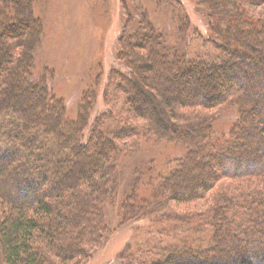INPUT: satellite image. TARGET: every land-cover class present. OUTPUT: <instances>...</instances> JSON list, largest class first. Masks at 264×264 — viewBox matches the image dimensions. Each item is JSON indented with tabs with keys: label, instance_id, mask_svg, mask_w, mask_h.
<instances>
[{
	"label": "trees",
	"instance_id": "16d2710c",
	"mask_svg": "<svg viewBox=\"0 0 264 264\" xmlns=\"http://www.w3.org/2000/svg\"><path fill=\"white\" fill-rule=\"evenodd\" d=\"M213 1L215 8L231 0ZM34 12V0H0V264H84L94 254L108 229L105 205L114 197L121 157L129 152L126 142L117 140L129 137L124 136L128 130L139 131L144 140L176 142L185 131L190 146L183 143L187 152L171 155L175 159L155 175L144 163L128 166L137 176L121 202L124 223L155 217L151 222H163L166 233L159 232L149 243L127 241L117 255L119 264H264V97L253 95L264 88V54L253 48L262 66L256 75L248 70L251 60L239 53L258 40L254 32L263 43L264 17L231 13L236 24L231 26L228 18L214 26L219 52L190 57L185 47L169 43L147 15L134 23L128 14L114 66L118 70L112 71L120 80L114 78L112 87L117 82L127 100L114 116L122 129L113 139L116 120L108 116V87L103 88L110 78L103 73L98 92L86 91L76 113L69 110L50 92L53 72L36 67L45 27ZM211 12L212 17L218 14ZM221 27L226 30L225 43H220ZM143 41L144 48L139 47ZM151 58L159 59L158 79L169 74L170 65L177 68L165 87L151 86L144 77L146 87L138 82L147 65L143 63ZM186 72L196 76L175 90L173 82ZM199 75L216 81L201 84ZM243 85L247 91L241 90ZM23 88L27 94L20 91ZM160 96L166 102L163 112L156 99ZM110 97L118 101L120 96L116 92ZM99 99L103 104L97 106ZM219 107H225L224 112L238 110L230 135L213 134L218 118L213 111ZM101 114L107 116V133ZM133 116L146 125H131ZM188 166L192 172L184 175ZM143 170L151 182L158 181L152 195L138 193ZM252 178L261 186L209 192L223 181H238L242 187L241 182ZM207 195L215 203L210 210L174 215L179 225L169 230L172 201L186 206ZM183 228L189 231L180 233Z\"/></svg>",
	"mask_w": 264,
	"mask_h": 264
},
{
	"label": "rangeland",
	"instance_id": "374dc122",
	"mask_svg": "<svg viewBox=\"0 0 264 264\" xmlns=\"http://www.w3.org/2000/svg\"><path fill=\"white\" fill-rule=\"evenodd\" d=\"M207 1L209 0H34V15L39 21L41 20L44 23L45 27L42 43L37 50L38 60L36 67L39 70L50 69L49 71L53 72L51 86L53 90H50V92H53L59 98L63 99L67 108L74 113L78 110L80 102H83L86 91H92L94 94L98 92L100 89L99 81L104 73L105 79L110 78L109 84H107L108 82L106 85L103 84V88L108 87L107 103L110 112L108 116H111L115 121L114 116H118L123 104L127 100L122 93V89L117 88V82L114 84V88L112 87V80L114 78L119 80L116 75L112 74V71L114 69L118 70L114 66L117 63V52L120 46H122L120 44V36L126 32L124 25L128 19V14L133 16V22L134 20L142 19L143 14L147 15L148 21L150 20L159 30V33L161 32L169 39V43L180 47V49L185 47L187 53H190V57L193 55L210 56L219 52L218 45L215 43L214 33L216 30L214 26L218 27L228 18L230 19L231 26L236 24L234 21L235 18L229 16L231 13L235 16L236 13H241L243 16L260 15L264 17V0H237L236 2L231 0L228 2L230 5L220 1L221 5H216L215 8L213 7V0L210 2L213 4L212 8L207 6ZM231 5L233 6L232 11ZM214 9L218 14L215 13V16L212 17L213 12L211 10ZM214 19H217V22L213 21ZM23 27L27 26L24 25ZM224 27L220 29L222 35L220 36V43H225L223 40L226 36ZM150 33L152 32L150 31ZM252 36H256L259 40L258 37L260 35L258 33L254 32ZM258 40H252L251 42L249 39L248 41L251 42L250 47L243 46L242 51L239 52L245 57V60H251L248 70L252 73L262 70V66L257 62L253 51V48H257L259 53L262 52L264 54V41L262 43L258 42ZM146 43L143 41L139 47L144 48ZM170 57L169 60L171 59ZM143 64L147 65L143 67L144 73H141L143 76H137L139 78L138 82L142 84L144 77L151 86H155L156 88H160V86L165 87L167 77L169 76L170 80L177 70L176 67L170 65L169 74L164 73L163 77L158 79L160 76L158 78L156 77L157 70H161L159 67V59L151 58ZM150 69L152 73L149 72ZM142 85L146 87L144 84ZM233 86L234 89L238 88L237 90H240L239 84H234ZM247 86L249 85L247 84ZM247 86H241V90L247 91ZM123 89H126L125 85ZM259 89L253 95L264 97V88ZM20 91L27 94L26 91L28 90L23 88ZM116 92L117 96H120L118 101L110 97L111 93L114 94ZM156 99L160 105V111L163 112L162 110L165 109L166 103L165 99L162 96L160 98L156 97ZM95 102L97 106L103 104L102 99L95 100ZM172 104L174 105L176 103ZM224 109L225 107H219L213 111L214 115L218 116L213 131L215 135L223 133L230 135V131L237 119L238 110L236 107H231L225 112L223 111ZM106 117L104 114L99 116L102 121L101 127L107 133L108 130L105 129L103 123ZM113 120H111L112 123ZM59 121L58 118L57 122ZM108 122H110L109 119L106 123ZM182 122L188 123L185 121ZM130 124L145 126L146 122L144 121L143 123L133 116ZM119 125L116 120L114 134H111V138L115 139L117 132L122 129ZM184 133L185 131L180 132V135H182L181 140L179 139V142H176L157 138L144 140L139 131L128 130L124 136L129 137H124V141L121 139L117 140L119 141L117 143L126 142V149L129 152L121 157L122 160L116 172V191L113 195L114 197L110 198L105 205L108 229H106L104 242L95 248L96 251L94 254L84 264H119L117 255L127 241L132 239V244H136L139 240L149 243V240L154 235L158 236L159 232L166 233L163 222L159 223L160 220L157 219V223L151 222L155 217L125 224L121 216V202L125 194L129 193L130 189H132L137 176L131 175L128 166L137 167L144 163L147 166L146 169L154 168L155 172L153 171L152 175H155L162 168L165 169L177 156L187 152L188 147L183 144L187 143V137ZM203 135L202 132H194V136H200L202 138ZM174 154H177V156H174ZM184 168L186 169V167ZM187 169L184 175L189 171L192 172L191 166H188ZM144 170L142 174H138L140 175L141 181L138 193L148 196L153 194L158 181L154 180L151 182L150 177L146 175V171L144 174ZM148 179L150 185L146 183ZM222 183L224 184L214 186L209 191L211 192L210 194L216 191H229L233 193L261 186L258 179L255 178L241 182L242 187H239L240 183L234 180L223 181ZM214 204L209 195L200 202L197 200L194 204L186 206L178 201H172L168 212L169 221L166 225L171 230L173 226L179 225V220L176 218H181L180 215L193 214L195 211L202 213L205 210H210ZM174 215L179 217L175 218L173 217ZM144 225L150 226L146 230L145 228L147 227L143 228ZM150 230L154 232L150 234ZM147 231L149 236H147ZM188 231V228H183L182 232L178 230V232L183 234H186ZM54 254L55 252L51 250L50 256L52 257ZM125 260L128 262L127 259Z\"/></svg>",
	"mask_w": 264,
	"mask_h": 264
},
{
	"label": "bare ground",
	"instance_id": "6f19581e",
	"mask_svg": "<svg viewBox=\"0 0 264 264\" xmlns=\"http://www.w3.org/2000/svg\"><path fill=\"white\" fill-rule=\"evenodd\" d=\"M240 64H242V63H240ZM239 66H240V65H239ZM254 74H256V75H260L261 72L258 71V72L254 73ZM195 76H196L195 73L193 74L192 72H186V73L181 74L180 76H178V77L176 78L175 82H173L172 85L175 87V90H177L178 87H179V84H183V85H185V83H186L190 78L193 79ZM199 81H200L201 84L203 83V84H206V85L209 86V84L211 85V82L213 83L214 81H216V78L213 77V76H211V77L208 76L207 78H203L202 76L199 75ZM139 95H140V96H143L144 93L139 92Z\"/></svg>",
	"mask_w": 264,
	"mask_h": 264
}]
</instances>
